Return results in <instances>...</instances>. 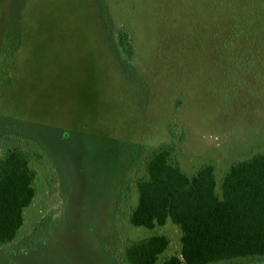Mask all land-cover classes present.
Masks as SVG:
<instances>
[{
	"label": "rangeland",
	"instance_id": "obj_1",
	"mask_svg": "<svg viewBox=\"0 0 264 264\" xmlns=\"http://www.w3.org/2000/svg\"><path fill=\"white\" fill-rule=\"evenodd\" d=\"M246 1L0 0V147L31 142L49 158L31 162L36 196L0 264H120L126 242L154 234L170 238L157 264L180 253L170 221L129 222L136 181L147 153L173 142L187 174L215 165L220 196L229 166L264 149V17ZM41 223L42 242L17 249Z\"/></svg>",
	"mask_w": 264,
	"mask_h": 264
},
{
	"label": "trees",
	"instance_id": "obj_2",
	"mask_svg": "<svg viewBox=\"0 0 264 264\" xmlns=\"http://www.w3.org/2000/svg\"><path fill=\"white\" fill-rule=\"evenodd\" d=\"M249 2L256 5L258 16L264 17V1ZM256 32H264V24ZM111 33L118 57L124 63L133 61L135 52L129 33L120 27ZM170 133L175 137L171 129ZM32 161L47 165L49 158L31 142L29 147L20 143L0 147V248L18 242L24 211L36 196L37 173L31 167ZM144 165L145 173L136 181L137 204L128 219L133 226L147 230L168 221L178 227L180 253L162 264H228L264 259V149L229 166L221 179L220 196L216 192L215 165L207 162L194 175L187 174L176 160L173 142L150 150ZM122 196L127 198L128 192L124 190ZM44 233L41 223L32 238L37 240ZM32 238L17 249L31 246ZM169 245L170 238L164 234L126 242L118 261L157 264Z\"/></svg>",
	"mask_w": 264,
	"mask_h": 264
},
{
	"label": "crops",
	"instance_id": "obj_3",
	"mask_svg": "<svg viewBox=\"0 0 264 264\" xmlns=\"http://www.w3.org/2000/svg\"><path fill=\"white\" fill-rule=\"evenodd\" d=\"M44 240V239H43ZM42 242V240L40 239V240H36L33 244H34V246H33V244L31 245V246H28V247H26V248H23L22 250L23 251H30V250H33L37 245H39L40 243ZM21 251V250H20ZM18 251V252H15V254H18V253H22L23 251Z\"/></svg>",
	"mask_w": 264,
	"mask_h": 264
}]
</instances>
